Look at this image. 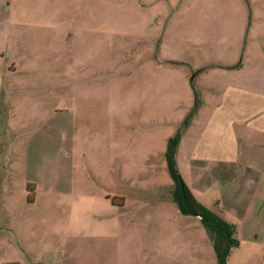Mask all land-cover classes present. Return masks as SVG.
I'll use <instances>...</instances> for the list:
<instances>
[{
	"label": "rangeland",
	"instance_id": "374dc122",
	"mask_svg": "<svg viewBox=\"0 0 264 264\" xmlns=\"http://www.w3.org/2000/svg\"><path fill=\"white\" fill-rule=\"evenodd\" d=\"M20 5L31 13L21 12L13 21L20 35L4 52L0 76V97L9 112L8 126L0 118L5 140L0 264H42L40 259L99 264L115 256L116 264H219L199 219L177 212L167 196L170 178L161 150L192 105L190 80L194 87L200 81L195 70L227 57L220 39L247 21V1L21 0ZM169 57L188 63L156 65ZM0 112L4 116V106ZM182 164L175 161L179 175ZM28 175L71 192L37 195L30 202ZM128 178L147 183V214L160 234H142L140 245L131 234L132 245L122 243L114 254L113 248L96 247L97 241L76 248L74 240L88 236L74 234L80 189L89 197L99 190L115 193ZM228 186L214 184L198 196L235 225L239 245L226 264H264V217L239 221L240 206L223 196ZM133 209L127 215L134 216Z\"/></svg>",
	"mask_w": 264,
	"mask_h": 264
},
{
	"label": "crops",
	"instance_id": "0c3cea01",
	"mask_svg": "<svg viewBox=\"0 0 264 264\" xmlns=\"http://www.w3.org/2000/svg\"><path fill=\"white\" fill-rule=\"evenodd\" d=\"M246 1L247 21L240 23L230 34L220 37L227 57L211 62L196 75L200 81L196 82L195 88L202 104L182 131L175 150V161L178 164V160H182L184 173L180 171V176L200 203L204 204V201L198 196H204L203 192L208 191L211 185L230 183L223 196L232 206H240L239 213L235 212L239 221H257L259 217H264V161L260 157L264 155V0ZM20 4L21 0H0V76L4 71V52L14 45L12 41H16L20 35L13 21L20 20L18 16L21 12L31 13L29 9L20 10L24 8ZM238 62L240 64L235 66ZM161 63L178 66L188 61L169 57L156 62V65ZM203 79L207 81L203 82ZM189 91L192 100V90ZM0 106H4L6 111L2 117L0 112V118L8 126L9 112L1 97ZM47 133L49 130H46ZM170 135L168 133L164 137L165 143ZM2 140L0 135V143L5 142ZM6 148L8 150L9 146ZM161 152L164 154V149ZM3 153L0 150V157ZM164 164L166 168L165 159ZM26 181L33 183L31 202L35 201L37 195L55 192L67 195L71 192L68 188L61 190L45 185L35 176H26ZM165 186L167 196L171 198L172 180L166 182ZM146 187V182L141 184L128 178L125 188L115 193L99 190L95 197H89L84 189H80L75 198L74 234L79 232L88 236L74 240L75 247L80 249L85 244L97 241L96 247L113 248L114 254L120 251L122 243L132 245L131 234H137L138 245L145 238L142 234H160L155 228L152 213L147 214ZM131 207L134 208L135 217L127 215ZM175 207L179 212L176 204ZM88 221L91 225L87 226ZM65 229L67 234L68 229ZM175 230L176 226L173 229L172 225L171 234H175ZM55 233H62L61 225L57 226ZM42 251H47L46 243ZM142 251L145 252L144 249ZM35 258L41 257L37 255ZM113 259L99 264H116V256ZM39 262L46 263L42 259ZM83 263L81 260L80 264Z\"/></svg>",
	"mask_w": 264,
	"mask_h": 264
},
{
	"label": "trees",
	"instance_id": "16d2710c",
	"mask_svg": "<svg viewBox=\"0 0 264 264\" xmlns=\"http://www.w3.org/2000/svg\"><path fill=\"white\" fill-rule=\"evenodd\" d=\"M236 64L235 66H238ZM204 68L195 70L196 72L202 71ZM192 90V105L184 115L183 119L177 125L175 132L167 137L164 159L166 163V170L170 179L172 180V187L170 190L171 200L176 204L178 211L183 215L198 216L199 222L207 231L219 264H226L227 258L234 247L239 245V240L235 235V225L211 208L206 207L194 198L187 185L180 177L175 165V150L182 134V131L189 125L191 119L197 112L198 107L202 104L200 96L196 88L191 83ZM33 184L26 183L28 191L27 199L31 202ZM11 264H16L15 262Z\"/></svg>",
	"mask_w": 264,
	"mask_h": 264
}]
</instances>
